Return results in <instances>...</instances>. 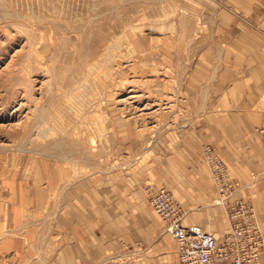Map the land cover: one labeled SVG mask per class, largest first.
Wrapping results in <instances>:
<instances>
[{"label":"rangeland","instance_id":"1","mask_svg":"<svg viewBox=\"0 0 264 264\" xmlns=\"http://www.w3.org/2000/svg\"><path fill=\"white\" fill-rule=\"evenodd\" d=\"M250 4L0 0V158L52 159L66 172L60 181L68 188L78 181L92 185L95 176L102 182L119 172L131 179L139 165L161 164L180 144L181 132L205 128L204 112L194 100L185 103L181 90L191 80L203 86L223 82L224 70L226 83L249 75L245 62L237 61L238 51L247 52L242 34L259 36L257 50L264 54V0ZM213 73L214 78L209 76ZM194 111L199 118H193ZM200 139L197 149L207 167L205 146L223 160L235 185L231 200L254 205L256 192L240 191L258 188L262 168H250L242 179L229 170L213 141ZM209 168L216 195L200 207H220L226 216L216 202ZM148 184L171 190L181 202L160 178L150 176L136 184L146 199ZM159 223L156 238L170 237L163 234L160 218ZM2 255L0 261L15 264ZM150 255L149 242L136 238L120 240L115 251L84 263L137 264Z\"/></svg>","mask_w":264,"mask_h":264},{"label":"crops","instance_id":"2","mask_svg":"<svg viewBox=\"0 0 264 264\" xmlns=\"http://www.w3.org/2000/svg\"><path fill=\"white\" fill-rule=\"evenodd\" d=\"M236 1L247 8L255 0L244 5L248 0ZM241 40L248 53L238 51L237 61L245 62L250 74L226 83L229 74L224 70L223 82L204 86L191 80L181 93L187 96L185 103H198L205 128L181 132L173 154L161 164L155 160L139 165L131 179L119 172L102 182L95 176L92 185L78 181L68 188L60 181V174L66 172L52 159L1 157L0 256L8 254L15 264H84L115 251L120 240L140 238L149 242L151 255L137 264H180L172 237L156 238L159 215L149 205L148 194L146 199L136 186L146 176L160 178L178 194L186 209L185 223L218 235L230 229L222 208L200 207L216 191L197 144L200 138L213 141L229 170L242 179L254 166L264 171V54L257 50L259 36L242 34ZM194 112L193 118H199ZM252 192L264 230V173L258 188L240 191L241 195Z\"/></svg>","mask_w":264,"mask_h":264},{"label":"built area","instance_id":"3","mask_svg":"<svg viewBox=\"0 0 264 264\" xmlns=\"http://www.w3.org/2000/svg\"><path fill=\"white\" fill-rule=\"evenodd\" d=\"M203 151L217 187L216 202L226 210L229 231L220 237L199 224L185 223L186 211L174 193L148 184L145 190L159 215L162 232L176 242L180 264H262L264 232L255 206L250 200H231L235 185L223 160L209 146ZM0 264L12 261L1 260Z\"/></svg>","mask_w":264,"mask_h":264},{"label":"bare ground","instance_id":"4","mask_svg":"<svg viewBox=\"0 0 264 264\" xmlns=\"http://www.w3.org/2000/svg\"><path fill=\"white\" fill-rule=\"evenodd\" d=\"M154 12H155V11H154ZM33 67H34V66H33ZM49 69H50V68H49ZM51 69H52V68H51ZM51 69H50V71H52ZM51 73H52V72H51ZM55 76H56V74H55ZM53 78H54V77H53ZM78 78H79V77H78ZM50 81H51V80H50ZM123 81H124V80H123ZM131 81H132V80H131ZM49 83H50V82H49ZM51 84H52V83H51ZM51 84H50V85H51ZM81 86H82V85H81ZM98 123H99V122H98ZM98 125H100V123H99ZM98 125H97V126H98ZM49 128H51V127H49ZM45 129H46V128H45ZM51 130H52V128H51ZM51 130H50V132H51ZM47 131H48V130H47ZM47 131H46V132H47ZM100 131H101V130H100ZM50 132H48V133H50ZM75 173H76V172H75ZM254 178H255V177H254ZM253 184H254V183H253ZM160 233H161V232H160ZM163 234H164V233H163Z\"/></svg>","mask_w":264,"mask_h":264}]
</instances>
